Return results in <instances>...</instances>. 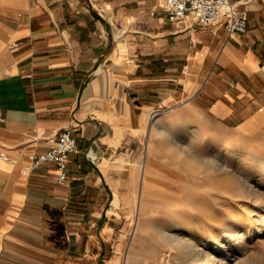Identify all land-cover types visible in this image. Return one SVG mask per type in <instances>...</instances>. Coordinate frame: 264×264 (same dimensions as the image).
I'll return each instance as SVG.
<instances>
[{"label":"crops","instance_id":"obj_1","mask_svg":"<svg viewBox=\"0 0 264 264\" xmlns=\"http://www.w3.org/2000/svg\"><path fill=\"white\" fill-rule=\"evenodd\" d=\"M232 1L246 32L172 20L163 0H0V264H119L151 112L258 130L264 0ZM65 129L61 182L32 155Z\"/></svg>","mask_w":264,"mask_h":264},{"label":"rangeland","instance_id":"obj_2","mask_svg":"<svg viewBox=\"0 0 264 264\" xmlns=\"http://www.w3.org/2000/svg\"><path fill=\"white\" fill-rule=\"evenodd\" d=\"M188 118L191 120L168 111L150 114L143 135L146 178L141 175L139 190L129 200L134 207L129 208L127 219L124 217L127 230L119 264H157L162 253L169 252V246L161 242L163 238L158 232L163 226L178 230L212 254L219 253V243L226 236L222 227L226 226L228 232L237 231L245 239L246 251L239 255L236 264H264V229L257 226L264 209L254 204L253 195L247 189L253 185L264 195V169L258 167L264 161V121L251 135L206 121L210 129H218L215 137L200 133L196 123L206 119L202 114L192 112ZM235 141L239 144L234 151L219 150L220 143ZM182 146L186 149L182 150ZM221 152L230 163L225 168L219 167ZM142 157L138 162L139 176ZM141 195L145 196L142 212L139 211ZM117 239L118 233L113 238V249ZM237 242L223 247L224 261L238 254L235 247L241 243ZM169 264L184 262L174 257Z\"/></svg>","mask_w":264,"mask_h":264},{"label":"built area","instance_id":"obj_3","mask_svg":"<svg viewBox=\"0 0 264 264\" xmlns=\"http://www.w3.org/2000/svg\"><path fill=\"white\" fill-rule=\"evenodd\" d=\"M163 7L172 20H181L189 12H195L205 24L222 21L228 32L242 33L248 30V15L232 0H163ZM17 43H13L14 47ZM77 147L75 135L71 129H65L52 142L50 148L42 153L33 154L35 165L43 161L56 163L59 180L68 179L69 154Z\"/></svg>","mask_w":264,"mask_h":264},{"label":"bare ground","instance_id":"obj_4","mask_svg":"<svg viewBox=\"0 0 264 264\" xmlns=\"http://www.w3.org/2000/svg\"><path fill=\"white\" fill-rule=\"evenodd\" d=\"M163 133L166 134V131H163ZM168 135H169V133H168ZM227 143H229V142H227ZM238 144H239V141H235L232 144H230V143L225 144L224 142H222L218 145V147L220 148L219 149L220 151H225V152L230 153L236 149ZM185 147L186 146H182L181 147L182 150L186 149ZM177 148H178V146H177ZM226 156H228V155H226ZM219 157L221 160L219 167L225 168L230 164L228 158L225 157V154L222 153ZM209 160H211V159L209 158ZM257 160H259V158ZM140 164H141V168L143 171V177L145 179L146 178V172H147L146 171L147 170V154L144 155V158H142ZM215 164L217 165V163H215ZM258 167H261L264 169V161H262V164L260 163V165H258ZM247 189L253 195L254 204L256 206L262 207L264 209V195H263V193L261 191H259V189L254 188L253 185L248 186ZM144 197H145L144 195H141L140 200H139V211H141V212L143 211V205L145 203ZM262 216L263 217H260L258 219L257 226L260 227L261 229H264V215H262ZM173 223H174V225H177L175 221H173ZM152 225H153V223H152ZM232 225L235 226L234 223ZM222 228H223L226 236L219 243V245L221 246V249L219 248L220 249L219 253L212 254L208 251V249L206 247L200 246L195 240L185 236L184 234H181L178 230L172 231L169 227H166V226L161 227L158 231V232H160V235L163 238L161 240V242H164V244H167L169 246L168 247L169 252L168 253L163 252L161 257L159 258L157 264H169L174 257L179 259V261L184 262V264H236L237 261H239V259H240L239 255L243 254L246 251L245 250V244H244L245 239L243 240L241 237H239L238 236L239 233L237 231H234L232 233V232H228V230L226 229L227 228L226 226H223ZM137 233H138V231H136V234ZM211 237H212V239L216 238L214 235ZM232 241H238L241 243L240 246L235 247V249L238 250V254H235V256L233 257L232 260L224 261L223 257H221V254L224 251L223 247H225V245L229 244Z\"/></svg>","mask_w":264,"mask_h":264}]
</instances>
